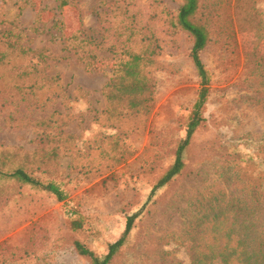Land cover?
<instances>
[{
  "label": "rangeland",
  "instance_id": "rangeland-1",
  "mask_svg": "<svg viewBox=\"0 0 264 264\" xmlns=\"http://www.w3.org/2000/svg\"><path fill=\"white\" fill-rule=\"evenodd\" d=\"M181 3L73 0L63 12L57 0H0V156L8 168H39L68 195L60 202L13 184L0 191V264H90L71 239L104 255L141 209L111 264H191L209 243L198 233L208 202L239 189L237 178L255 182L245 163L264 169V0H201L197 19L210 33L201 57L212 75L205 122L183 174L150 198L200 89L194 37L177 26ZM81 24L95 41L70 50L61 35ZM149 49L151 105L110 103L118 61ZM74 210L85 219L75 234Z\"/></svg>",
  "mask_w": 264,
  "mask_h": 264
},
{
  "label": "trees",
  "instance_id": "trees-1",
  "mask_svg": "<svg viewBox=\"0 0 264 264\" xmlns=\"http://www.w3.org/2000/svg\"><path fill=\"white\" fill-rule=\"evenodd\" d=\"M29 1V0H28ZM177 16V26L194 37L191 50L192 61L200 78V89L193 105L192 114L187 124L185 137L177 147L174 163L167 169L152 191L168 186L186 169L184 160L185 152L191 143L196 131L205 122L203 109L209 98L212 75L204 64L201 53L206 48L210 33L208 28L198 21V11L201 0H181ZM59 8L64 12L67 7L74 6L73 0H57ZM70 50L77 47L88 48L95 40L87 33L81 24L69 36L61 35ZM73 46V47H72ZM67 48V47H66ZM22 54L32 51L24 46L19 47ZM155 51L149 49L145 53L126 51L127 57L121 58L115 67V74L108 85V101L114 103L117 99L130 98L131 107L136 109L141 106H150L152 102L153 87L148 67L154 61ZM6 158L0 156V191L5 186L13 184L14 188L30 187L53 194L58 201L66 202V191L54 180L44 181L36 175L34 167L8 168ZM257 170L258 177L255 182L249 179L237 178L232 186H238L229 192V196L221 199L213 198L204 209L199 223L203 230L198 233L201 243L207 236L209 243L205 251L198 246V251L192 254L191 264H264V169L259 163H245ZM259 165V166H258ZM21 192V191H19ZM212 202V203H211ZM143 209L128 217L126 227L121 236L111 242L104 255L97 254L78 238L71 239L78 255L88 259L90 264H111L122 252L131 237L136 220ZM69 218V230L75 234L85 228V219L77 214ZM194 231L195 226H191ZM197 250V249H196Z\"/></svg>",
  "mask_w": 264,
  "mask_h": 264
},
{
  "label": "clouds",
  "instance_id": "clouds-1",
  "mask_svg": "<svg viewBox=\"0 0 264 264\" xmlns=\"http://www.w3.org/2000/svg\"><path fill=\"white\" fill-rule=\"evenodd\" d=\"M86 135H87V133H86Z\"/></svg>",
  "mask_w": 264,
  "mask_h": 264
}]
</instances>
